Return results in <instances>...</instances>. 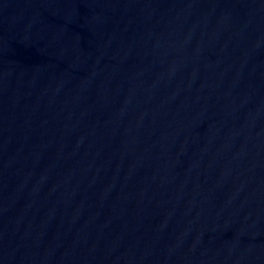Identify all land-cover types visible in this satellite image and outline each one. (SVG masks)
Returning a JSON list of instances; mask_svg holds the SVG:
<instances>
[{
    "label": "water",
    "instance_id": "obj_1",
    "mask_svg": "<svg viewBox=\"0 0 264 264\" xmlns=\"http://www.w3.org/2000/svg\"><path fill=\"white\" fill-rule=\"evenodd\" d=\"M0 264H264V0H0Z\"/></svg>",
    "mask_w": 264,
    "mask_h": 264
}]
</instances>
